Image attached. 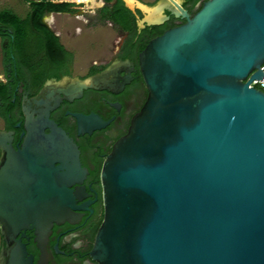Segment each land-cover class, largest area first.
I'll list each match as a JSON object with an SVG mask.
<instances>
[{
  "label": "water",
  "instance_id": "water-1",
  "mask_svg": "<svg viewBox=\"0 0 264 264\" xmlns=\"http://www.w3.org/2000/svg\"><path fill=\"white\" fill-rule=\"evenodd\" d=\"M122 2L142 14L139 29L163 24V12L185 22L138 54L147 96L102 163L103 218L92 258L264 264V92L249 87L264 64V0H207L191 18L180 0ZM126 67L115 61L82 80L47 81L35 98H24L17 150L12 134L0 131V179L31 176L33 220L49 227L83 209L69 189L83 174L78 151L50 113L85 90L117 93L129 83ZM73 116L78 135L109 124L93 114ZM59 162H70L69 170L62 173Z\"/></svg>",
  "mask_w": 264,
  "mask_h": 264
},
{
  "label": "flooded vegetation",
  "instance_id": "flooded-vegetation-1",
  "mask_svg": "<svg viewBox=\"0 0 264 264\" xmlns=\"http://www.w3.org/2000/svg\"><path fill=\"white\" fill-rule=\"evenodd\" d=\"M99 1L102 3L101 7L89 18V21L94 22L90 27L103 25L114 30L115 53L106 62L99 59L90 60L82 68V73L75 71L74 49H68L60 42L59 35L47 25L44 18L42 22L58 38L63 51L50 54L47 50L35 48L29 69L14 62V52L8 49L7 39L0 40V84L6 88L0 96V131L12 134L11 146L14 150L22 143L20 136L23 132L21 113L23 99L35 98L47 81H60L65 77L82 80L99 73L115 61L128 63L124 70L130 77L129 83L117 93L85 90L81 98L72 102L62 101L49 115V119L60 127L76 146L79 170L83 171L80 181L69 187L75 197V206L83 208L73 211L72 220L53 222L49 227L45 220H33L32 208L37 207V197L36 195L34 197L31 176L28 178L24 175L20 179H15L7 174L0 179L3 205V215L0 218V264H98L92 258L91 251L95 234L103 218L101 166L113 144L126 134L131 118L141 109L147 96L138 68V55L135 60L121 57L130 40L136 42L147 39L149 42L164 31L185 22L182 18H175L163 12L167 17L163 24L145 27L148 28L147 31L136 26L133 34H130L109 21L101 20L99 10L104 6V2ZM159 1L161 0H152V4L148 6H153ZM205 1L207 0H199L189 9V0H180V6L191 18ZM74 11L50 15H65L77 19L83 14L75 9ZM132 14L136 23L137 19L142 17L140 12ZM154 30L161 32L157 34ZM78 33L73 28L72 35ZM11 34V30L8 29L7 36L12 37ZM11 112L21 120L8 128L2 114L7 113L6 117L10 119ZM74 114L85 116L93 114L109 124L90 135H78ZM1 158L0 153V160ZM69 165L70 162H59L54 166H62L60 171L64 173L69 170L66 168ZM15 206L19 208L17 211L11 209Z\"/></svg>",
  "mask_w": 264,
  "mask_h": 264
},
{
  "label": "trees",
  "instance_id": "trees-1",
  "mask_svg": "<svg viewBox=\"0 0 264 264\" xmlns=\"http://www.w3.org/2000/svg\"><path fill=\"white\" fill-rule=\"evenodd\" d=\"M23 1L28 4L29 9L22 19L11 12H6V10L0 12V40L6 38L8 41V49L14 52V62L20 63L29 69L31 66L32 53H29L26 49L27 43L34 41L35 48L47 50L50 54L63 51V47L59 43L58 38L55 37L42 22L43 17L51 13H74L75 11L73 9L74 4L72 3H53L45 0ZM102 1L104 2V6L99 10L101 20L109 21L120 30L133 34L136 29V22L133 14L124 6L122 0ZM198 1L199 0H189V9ZM8 29L11 30L12 37L7 36ZM147 29L148 28H145V31H147ZM160 32V30H157L154 33L159 34ZM31 34H33L35 38H32ZM147 43V39L137 40L136 42L130 40L121 58L135 60ZM5 90L6 88L0 84V96ZM6 114L7 113L2 114V117L6 120L8 128L21 120L19 116L12 112L10 119L6 117Z\"/></svg>",
  "mask_w": 264,
  "mask_h": 264
},
{
  "label": "rangeland",
  "instance_id": "rangeland-1",
  "mask_svg": "<svg viewBox=\"0 0 264 264\" xmlns=\"http://www.w3.org/2000/svg\"><path fill=\"white\" fill-rule=\"evenodd\" d=\"M36 1V0H28ZM53 3H72L74 9L83 12L82 16L77 19L65 15L47 14L43 18L47 25L59 35L60 42L67 48H73L75 52V71L81 72L82 68L90 62V60L99 59L102 62L109 61L115 53L113 42L116 41L114 30L108 26H94V22L89 21L92 14L101 7L99 0H91L90 2H76L75 0H47ZM151 2L152 0H143ZM28 4L23 0H0V12H11L22 19L28 12ZM74 30L78 34L72 35ZM32 38H35L31 34ZM34 41L27 43L26 49L29 53L35 50ZM1 69V68H0ZM1 126V124H0Z\"/></svg>",
  "mask_w": 264,
  "mask_h": 264
},
{
  "label": "built area",
  "instance_id": "built-area-1",
  "mask_svg": "<svg viewBox=\"0 0 264 264\" xmlns=\"http://www.w3.org/2000/svg\"><path fill=\"white\" fill-rule=\"evenodd\" d=\"M260 72L261 78L259 80H253L249 87H254L264 92V64L261 65Z\"/></svg>",
  "mask_w": 264,
  "mask_h": 264
},
{
  "label": "bare ground",
  "instance_id": "bare-ground-1",
  "mask_svg": "<svg viewBox=\"0 0 264 264\" xmlns=\"http://www.w3.org/2000/svg\"><path fill=\"white\" fill-rule=\"evenodd\" d=\"M76 2H90L91 0H75Z\"/></svg>",
  "mask_w": 264,
  "mask_h": 264
},
{
  "label": "crops",
  "instance_id": "crops-1",
  "mask_svg": "<svg viewBox=\"0 0 264 264\" xmlns=\"http://www.w3.org/2000/svg\"><path fill=\"white\" fill-rule=\"evenodd\" d=\"M36 1H38V0H36ZM45 1H47V0H45ZM30 2V1H29ZM51 2V1H50Z\"/></svg>",
  "mask_w": 264,
  "mask_h": 264
}]
</instances>
